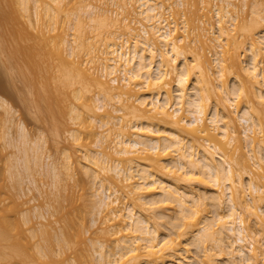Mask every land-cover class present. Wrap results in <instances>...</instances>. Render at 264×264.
Here are the masks:
<instances>
[{
  "label": "bare ground",
  "instance_id": "1",
  "mask_svg": "<svg viewBox=\"0 0 264 264\" xmlns=\"http://www.w3.org/2000/svg\"><path fill=\"white\" fill-rule=\"evenodd\" d=\"M8 1L11 3L15 18L23 20L25 29L28 31L26 32L31 33L29 36L32 39H35L37 22L42 20L40 31L48 36L49 43L52 42L54 37H51L50 33L57 30L55 26L58 22L54 15V5L60 4L62 0H44L43 4L41 1L39 4V0ZM91 1L83 5L79 12L73 14L76 21L83 24V19H86L91 25L99 24V27L95 25L97 31L99 29L97 37L101 35L103 38L102 34L107 33L111 35L110 38L107 35L106 41L102 45L99 44L100 46L88 42L86 44L79 38L81 41L75 40L74 46L72 41L57 35L56 42L52 47L49 46V50L48 48L46 50V55L52 53L58 62L53 77L57 82L55 87L57 93L50 94L51 100L50 97L47 99L51 90H48L44 97L37 98L38 101L47 104L43 103L46 109L48 106L47 111L53 112L54 107L60 104L64 112L66 103L69 105L73 103L69 102V97L72 96L74 101L80 102L73 104L69 111L71 121L75 125L78 124L77 121L86 129H95L99 125L98 127L102 129L112 131H106L108 136L111 135L108 133H115L112 135L114 136L112 140L102 135L103 132L99 134L95 143L101 151L86 158L88 163H91V170L93 169L96 196L99 198L97 205L100 211L104 212L102 224L105 225L103 232L107 239L106 242L97 244L101 264H216L217 257H211L212 253L215 254L214 249L219 251L218 255L228 258V264H264V207L261 206H264V136L261 135L263 136L261 142L256 137L258 131L264 133V31L261 29L257 31L259 24L260 27L263 24L261 22L264 21V17L259 23H257L258 20L251 18V22L258 24L257 28L253 26V23H250L252 26L246 25L242 28L240 34L243 40L240 41L237 35L239 31H236L238 29L234 33L230 27L237 25L238 28L240 23L236 24V22H245L242 14L240 15L243 9L236 2L238 0H221L222 5L217 3L212 5L217 27L212 23L213 31L209 28V30L201 28L202 26L196 28L197 32H195L196 29L194 30L195 39L197 38L202 46H206L205 38L207 41L210 36H206L211 33L214 35L219 32L217 35L219 39L213 37L217 38V48L222 49L221 41L229 40V44L226 43L230 47L225 45L226 58L221 59L219 50H216L217 56L213 61L217 76L222 77L225 74L227 78H230L228 77L230 75H233L235 79L247 78V81L240 83L241 86L238 85L240 87L236 91L226 84L215 85L211 73L213 69L211 59L209 60L205 53L191 47L196 43L195 40H188L187 45L184 44L182 37L176 36L180 35V33L177 34L180 30L175 22L171 23L167 20L165 11H178V8L184 6L183 0H110L113 6L126 10L125 13L130 15L135 13L137 17L140 16L147 21L149 26L132 16L135 19L134 23L140 24V28L137 29L140 32L136 34L132 31L136 29H133L134 25L138 24L131 25L132 28L127 21L132 18L124 17L126 14L121 15L118 10H112L110 14L109 10L101 12L102 9L98 5L102 0H97V5ZM200 1L206 3V6L202 4L205 8L207 4L215 0ZM244 1L246 0H243V3ZM133 2L137 4L136 8L132 7ZM244 4L247 6L246 3ZM190 5L195 6L191 3ZM42 10H44L43 13ZM33 11L37 16L36 24L31 19ZM207 13L209 10L200 16L213 20L210 18L212 14L209 16ZM257 13L256 10L253 12L255 15ZM100 14L105 17L98 22L100 18L99 20L96 18L98 19ZM195 14L197 17L198 10ZM190 18L193 17L190 16ZM202 20L205 21V19ZM189 21L186 24H189ZM190 24L193 23L190 22ZM241 25L243 27V24ZM2 26L4 27L5 23ZM110 26L116 29L114 28L112 32ZM182 27L185 30L187 26L182 25ZM117 28H121V31L126 30V34L131 38L121 34V31L118 33ZM33 29L36 30L32 31ZM187 29L189 32L190 27ZM18 30L21 29L18 28ZM3 34L0 32L1 48L6 33ZM15 36L16 39L20 38L21 43L22 37ZM121 40L122 42H118ZM179 42L183 44L179 45ZM209 43L207 42V45ZM23 45H20V48ZM36 45L41 48V45L37 43ZM37 46H32L30 43L22 47V50L26 51H28L26 48H29V54H27L31 56L36 71L38 70L36 67L41 62L38 60L44 55L39 56L43 50L40 51ZM11 50L14 51L12 48ZM242 51L247 52L245 54L247 60H241ZM82 55L88 56V60H81ZM224 70L230 75L223 74ZM108 77L111 82L107 80ZM73 87L76 88L73 89ZM93 88L98 91L93 108L95 115L93 109L91 110L93 113L91 122L95 123L94 126L97 125L95 128L90 125V122L87 125L85 121H81L82 113L79 109L84 105L81 101L85 97L83 93L89 90L92 92ZM136 89L138 91H135L136 97L133 99L132 92ZM213 97L217 101L214 107H211ZM130 100H133V103ZM243 100H246L248 104L245 107L241 106ZM6 101L0 97L1 108L7 105ZM40 103L37 102L38 105H43ZM109 103L110 105L120 103L124 106V110L127 109L131 115L130 119H133V122H129L132 124L124 123L120 116L109 114L108 110L116 106L111 105V108ZM124 110L116 107L113 112L120 114ZM96 111H103L99 114L100 116L111 115L112 118L96 119L99 116ZM109 125H112V128L109 127L110 130L107 128ZM91 133L95 134L93 130ZM69 134L73 143L78 142L79 137L76 131L73 130ZM242 135L251 147L249 159L253 163L241 151ZM107 139L112 142L110 143ZM237 141L240 153L236 156L235 149L238 147H232ZM107 142L110 146H104ZM109 148H112L111 153ZM70 157L67 155L68 163L65 164V160L63 164V167L69 170L67 173H71L72 168L69 166L71 165ZM53 167L51 168L55 180H62L59 178L61 174L58 172V166L54 164ZM31 168H29L30 172ZM31 174L30 176L33 177ZM0 182L3 184L1 180ZM196 182L204 185L206 188L204 194H197L200 188L195 192L193 189L195 187H190V184ZM3 185L0 186V194L4 193ZM3 201L4 199H0V264H52L42 262L38 258V253L33 252L28 244V238L21 229V223L10 213L9 207L4 205ZM168 211L174 213L171 215ZM201 212L204 214L207 212L206 220L203 218V213L202 217L199 216ZM209 213L214 215L212 219L208 217ZM77 219L80 220V218ZM64 221L67 222L66 218ZM251 221L252 225L256 224V230L253 229L255 226H251ZM66 222H64L66 229L64 231L62 229L64 234L62 232V238L58 239L62 245L59 244V247L64 248L63 251L71 250V248L74 250L77 248L74 244L79 247L83 243L80 238L84 239V230H82L84 228L81 227V222L76 232L73 229L70 230L72 221L70 220L67 224ZM166 228L169 233L166 232ZM163 230L166 235L162 233ZM190 236L193 237V243L195 240L198 242V248L203 252V256L205 255L202 262L199 259L190 258V260L189 257L184 256L187 250L182 248L183 240ZM209 246H212L214 252L209 250ZM84 252L86 253L85 250ZM81 253H79L77 264H90L91 256H88V252L82 255ZM47 255L49 256L46 252Z\"/></svg>",
  "mask_w": 264,
  "mask_h": 264
},
{
  "label": "rangeland",
  "instance_id": "2",
  "mask_svg": "<svg viewBox=\"0 0 264 264\" xmlns=\"http://www.w3.org/2000/svg\"><path fill=\"white\" fill-rule=\"evenodd\" d=\"M2 1H3L5 6L3 5ZM40 1L42 2L44 0H39V4H41ZM90 1L89 0H85V1L84 0H62L60 4L54 5V15H55V17H57L55 19H57L56 21H58V22L55 26V27H57V30L52 31L50 33V36L54 37V39H52V42H50V43H49V41H47L48 36H45L40 31V29L42 28L41 22H43V21L39 20L37 22V20H36L37 16H36V14H34V11L32 12L33 14H32L31 19L34 20L35 24L37 22V25H36L37 30L36 29H35L36 31L34 29L32 30V31H35V33H36V34H34L35 39L34 38L32 39L29 36L31 33L28 34L27 33L28 31L25 29V25H24L23 20H20L17 17L15 18V15L13 13V9L11 7V3L8 0H1V2H0V3H2L0 5L1 6L0 7V11H1L0 16L3 18V20H2V18L0 17V21H1L0 24L2 26L5 23L4 27L0 26V32L4 33V34L6 33L5 35L3 34L5 37V38H3V43H2L3 50L0 47L1 50L3 51V53H2V51L0 50V55L2 54L0 57V97L5 99V101L7 100L6 101L7 105L3 108L0 107V180L2 181V183L4 185L1 184V182H0V184L3 185L4 189H5L4 190L5 194L4 193L0 194V199H4V201H3L4 205L9 207L10 213L16 218V220H19V222L22 225L21 229H23L25 236L28 238V244L32 247L33 252H35L36 254L38 253V258L44 263L77 264L79 253L82 252L84 254H87V252H88V256L89 257L91 256L90 257L91 260L88 257V259L91 261L90 264H101V257H100V254L98 253V250H97V244H99L100 242H106V239H107L106 235L103 232L105 225L102 224V218H103L104 212L102 213V210L100 211V208H98L99 205H97V203L99 202V198L96 196L97 191H96V188L94 185L95 181H94L93 175H92L93 169L91 170V163H88V161L86 159L88 156L95 155L97 151H99V150L101 151V148L97 147L96 143H95V142H97V137L99 136V134H101L103 132L102 135L108 136L106 134V131H108V130H105V128L102 129V128L98 127L99 125L94 126L95 123L91 122V120H92L91 116H93V113L95 111V109H93L94 104H95V97H96L98 91H97V89L94 90V88H93L94 92L93 91L90 92L91 90H89V91H86L85 93H83V94H85V97L81 101L84 102V105H82L79 108L80 112L82 113L81 121H85L87 125H89L88 123L90 122V125H92V127H94V128L97 126V128H95L97 132L95 131V129H92V128L86 129L85 127L84 128L81 127L82 125L80 126L79 121H77L78 124H76V125L71 121L70 114H69L70 108L73 104H76V103L79 104L80 103V102L74 101V98L71 95L70 96L73 99L71 97H69V99H70L69 102L70 103L73 102V103L71 105L66 103L67 107L65 108L66 110L64 109V112L62 111L63 107H61L60 104L59 105L57 104L58 106L57 105H56V107L53 106L54 107L53 112L51 109H50L51 112L48 110L50 112L49 113L47 111L48 106H47V109L45 106L47 104H45L44 102H41L39 100L41 102L40 103L38 101V98H37V97H40V98L44 97V95H46L49 92L48 90H51V93L49 92V95L47 98V99H49V97H50V100H51L52 96H50V94L52 95V94H55V92L57 93V91L55 90L57 82L53 77H54L55 67L57 66L58 62L52 53L46 55L47 48L49 50V46L52 47L54 42H56V40H57L56 36L57 35H59L60 38L62 35V37L67 38V40H70V42L72 41V43H74L75 40L77 42L84 40V43H86V44L88 42V43H93V44H96L97 46H100L103 44V42L106 41V38L108 35L107 33L104 35L102 34V36H104L103 38L101 37V35L99 38L97 37L99 35H96V34H98L99 29L97 31V27H95V25L99 27L100 26L99 24H95V23L93 24L92 23L93 25H91V23L88 22V20H86V19H83L84 20V22L82 21L83 24H80L79 21H76L74 15H73L74 13L79 12L82 9V6L89 3ZM92 1H91V3L97 5V3H98L97 0H92ZM194 1L195 0H183V3H184L183 7H180V8L177 7L178 11H176V10H172L170 12L165 11L166 12L165 17L167 18V20L169 22H171V23L175 22L176 23V26L179 28L178 30H180V31L177 30L178 31L177 34L180 33V35H176V36H178L179 38L182 37L184 40L183 41L184 44H187L188 40H195L196 43L192 44L191 47L195 48V50H197L199 52L201 51V53L202 52L205 53L208 56L209 60L211 59L212 68L214 69V70L213 69L211 70V73L213 75V79L215 80V85L217 83L226 84L227 86L229 85L231 87V89H234L237 91L239 89V87L241 86L240 83L242 84V81H244V82L247 81V78L242 77L243 79H235V77L233 75H230L228 72H225V70L223 71V74L227 73L228 75H230V76H228L230 78H227V75H225V74L223 75L224 77L223 76L219 77L215 73L216 72V68H215L216 65L213 61L215 56H217V55H215L216 50L217 51L219 50L218 52L220 54L221 59L226 58L227 47H230L228 45L229 40H226V42L228 44L225 41H221V45H223L222 49L217 48V46H216L217 40L216 39L219 37V36H217L219 32L214 34V35H212V33H211V34H208L206 36V37L210 36V38L208 37L209 39L207 38V41H206V38L204 37L205 42H206V44H205L206 46L203 45L204 46L203 47L201 42L198 41L197 38L195 39V33H194V30L196 28H198V26H202L201 28H205V29H208V28L211 29V26H212L211 24L214 23L213 26L217 27V25H215L217 23H216V19L214 17L215 12H214L212 5L216 4V3L222 5L223 2L221 0H215L213 2H210V4H207L208 6L204 8V6H206L205 5L206 3L204 4L200 0H196L195 2ZM236 2H238L239 6L242 7V9L244 11V13H243V11H242V13L240 11V15L242 14L245 22H243V21L236 22V24L240 23L241 27L238 26V28H237V25H235L234 27L233 26L230 27V29L234 30L233 31L234 33H236V31H239V33H237V35L239 37V40L242 41L243 38L241 37V34H240L241 31L240 30L242 28H244L246 25L252 26L250 24V23L254 24V21L251 22L252 19L258 20V22L256 21L257 23H259V21L261 22L263 20L261 18L264 17V0H246V1H244V3H246L247 6H244L245 4L243 3V0H238ZM43 3L44 2H42V4ZM134 3L135 2H133L132 7L135 6L134 8H136L137 4L136 3L134 4ZM190 3L195 4V6L190 5ZM196 4H199V5H196ZM202 4H204V6ZM98 6L102 9L101 12H103V11L106 12L109 10V14H110V12L112 10L113 11L118 10L121 12V15H124V14L127 15V16L125 15L124 17L129 16V18H132V16H133V18H135L137 21L139 20L143 24L148 25L147 21L143 20L142 17H140V16L137 17V15L135 13H134L135 15L134 14L130 15L127 12L125 13L126 10L123 11L122 9H118L117 6H113V4L110 0H102L101 4L99 3ZM55 7H56V9H55ZM191 7H192V10H191ZM195 8H197L198 13H199V14H197L198 15L197 17L195 14V13H197V10ZM103 9H105V10H103ZM2 10H4V12ZM195 10H196V12H195ZM208 10H209V13H207V14H209V16L212 14L211 16H213V17L210 16V18H213V20L212 19L209 20L207 17H203V16L201 17L200 16V14L207 12ZM255 10L260 14H258V13H257V15L253 14V12ZM43 11L44 10H42V13H43ZM55 12H56V14H55ZM176 12H178V13H176ZM179 13H181V14H179ZM4 14H6L7 16ZM9 14L11 16H9ZM101 14L103 15V13H101ZM101 14L99 15L98 19L96 18V20H99V18H100V20L98 22L102 21L105 17V16H102ZM193 14H195V15H193ZM190 16L193 17L192 18L193 20L190 18ZM199 16H200V18H199ZM252 16L253 17L255 16V17L253 18ZM10 18H12V20ZM133 18L127 20V21H129L128 24L130 26L131 25L133 26V24L139 23V22L134 23L135 19H133ZM187 18H189V20L191 19L193 22L191 20L189 21ZM21 19H22V17H21ZM202 19H205V21ZM16 20H18V21H16ZM19 20H20V23H19ZM85 20L87 21V23L85 22ZM130 21L131 22L133 21V22L131 23ZM188 21H189V24L187 23L188 24L187 25L186 22H188ZM209 21H211V23ZM190 22L193 24H190ZM96 23H97V21H96ZM200 23L202 25H200ZM246 23H248V24H246ZM261 23H263V24H261V27L259 24L258 28H257L258 24L255 25L256 24L255 23L253 25V26H255V28H257V31H260V29H261V31H264V21H262ZM204 24L206 25V27ZM241 24H243V27ZM84 25H90L91 27L89 26L90 27L89 28L88 26H84ZM139 25L140 24L134 25V28L131 26L133 29L136 28L134 31H132V33L136 34V33L140 32V30L139 31L137 30L140 28ZM171 25L173 26L174 24H171ZM182 25H185V27L187 26L185 28V30L182 29L183 28ZM9 26H11V28ZM121 26H119V27H121ZM22 27H24V29H22ZM75 27L77 29H75ZM189 27H190V29H189L190 33L188 32V29H187ZM18 28L21 30H18ZM114 28L115 27L112 28V26H110V29H112V32L116 29V28L115 29ZM120 29L117 28L118 33L122 32L121 34L126 35V37L129 36L125 32L126 30L125 31L123 30L124 28H122V30L125 33H123V31H121ZM236 29H238V30H236ZM96 31H97V33H96ZM210 31H213V29H211ZM20 32H22V33L20 34ZM195 32H197V29ZM18 33H19V35H18ZM118 33H116V34H118ZM14 34L17 35V38H19L18 36L22 37L21 43H20V38L16 39L15 38L16 36ZM78 34L80 37L78 36ZM12 35H13V37H12ZM110 36L108 35L109 38H110ZM191 36H192V38H191ZM129 37L131 38V36H129ZM213 37H217V38H213ZM79 38H81V40H79ZM240 38H242V39H240ZM210 39H212V40L210 41ZM18 40H19V42H17ZM1 41L2 40H0V43H1ZM209 41H210V43H209ZM33 42L35 44H32ZM118 42H122V40L118 41ZM183 42H181V43L179 42L178 44L182 45ZM207 42L210 45L209 44L207 45ZM22 43L25 44V46H27V44H30V43L32 46H35V47L37 46L36 43L41 45V48L39 46H37V47H39L40 51L43 50L42 51L43 53L41 52L42 54L40 53L39 56L43 55V54L44 55L39 58L40 60H38L41 62L36 67L38 69L37 71L34 69V64H33V61L31 59V56L30 57L28 56L29 48H26V49H28V51H26L25 49L22 50V47L24 46ZM224 43H226V44H224ZM7 45H9V46H7ZM15 45L16 46L18 45V46L15 47ZM20 45H23V46L20 48ZM73 45L75 46V43ZM105 45L107 47V44H105ZM105 45H104V48H106ZM225 45H227V47ZM10 47L12 49H14L15 52L13 50H11ZM28 47H30V46L28 45ZM213 48H214V50H213ZM19 49H21V50H19ZM224 49H225V51H224ZM24 50H25V52H24ZM16 51L18 54L16 53ZM19 54H21V55H19ZM245 54H247V52L243 53V51H242V57H241L242 61L248 59L247 55H245ZM243 55L246 57H244ZM82 56H83V58H81V60L82 59H84L85 61H86V59L88 60V56H86V57L84 55H82ZM99 56H101V54ZM223 56H225V57H223ZM17 58H19V59H17ZM189 60L191 61V58ZM96 61L99 62V60H96ZM98 62H97V64H98ZM191 63H193V62H191ZM97 64H95V66ZM222 65H224V64H222ZM23 73L25 74V76ZM225 76H226V78H225ZM108 79H109V77L107 78V80ZM28 80H30V81L28 82ZM31 81H32V83H31ZM109 82H111L110 79H109ZM238 85H240V86H238ZM75 88L76 87H73V89H75ZM77 88H78V86H77ZM134 88H136V87H134ZM135 91L137 92L138 89L133 90V92H132L134 95L133 99H135L134 97H136ZM53 98H54V96H53ZM213 98L214 99H213V102L211 104V107H214V105L216 104V101H217L215 99V97H213ZM50 100H49V102H50ZM132 101H131V103H133ZM245 101L246 100H243V102L241 103V106L245 107V105H248L247 102H245ZM37 102H38V104L44 103L45 105L44 104L43 105L45 107L43 105H38ZM46 103H47V101H46ZM63 104H65V103H63ZM111 105H116L113 107L123 108V110H124V106H121L120 103H115V104H111ZM111 105L109 103V107ZM241 106H240V108H241ZM7 107H9V108L7 109ZM109 107L107 109H109ZM49 108H51V107H49ZM111 108H112V106H111ZM115 108L109 109L108 110V111H110L109 114L111 113L112 116H120L123 118L124 123L129 124V125L132 124V123H129V122H133L132 121L133 119H130L131 115L127 112L128 111L127 109L122 111L120 114H118V113L115 114V112H113V109H115ZM92 109H93V113L91 111ZM7 110H9V111H7ZM7 112H9L8 115H7ZM91 113H92V115H91ZM96 113L99 115V114H102L103 111L102 112L96 111ZM208 113H209V111H208ZM184 114H185V116L190 118L188 114L187 115H186V113H184ZM94 115H95V113H94ZM112 116L111 115L110 116L109 115H107V116H100L99 115L98 117L96 116L97 117L96 119L109 120L112 118ZM233 116H235V114H233ZM86 119H88L89 121ZM111 126L112 125H109V126H107V128L110 130L109 127H111ZM89 127H91V126H89ZM73 130L76 131V133L79 137V140H78V142L76 141V143L75 142L73 143V140L70 138V134H69ZM92 130L95 134L91 133ZM110 131H108V132H110ZM113 131H114V129H113ZM104 132H105V134H104ZM115 132H116V130H115ZM258 132L259 133H257L258 135L256 137H257L258 141H260L261 139H263L264 133H262L261 131H258ZM96 134H98V135H96ZM108 134H111L108 136V138H110L112 140V138H114V136L112 137V135L113 134L115 135V133H113V134L108 133ZM261 135H263V136H261ZM110 139H107V140L110 141ZM111 142L112 141H110V143ZM107 143L104 146H110V143L109 142H107ZM238 144H239L238 141L235 142L233 144L232 148L238 147ZM241 144H242V150L241 151L249 159L250 158V156H249L250 152L249 151H250L251 147L248 146L247 141L244 139L243 135H242V143ZM111 145H113V144H111ZM108 150H110V153L112 152V148H109ZM235 150H236V156H237L240 153L239 152L240 149L238 147ZM67 155L71 156L70 157L71 159H69V162L71 161L70 162L71 165H69V166H70V168L72 167L71 168V173L73 172L72 175L70 172L67 173L69 170L63 167L65 160H66L65 164L68 163L67 162L68 160L66 159ZM249 160H250V162H252L251 159H249ZM54 164L56 166H58V168H59L58 172H60L61 175L66 170V172L62 176L60 175L59 178H62V180L59 179V181L61 180L60 182L58 180H57L58 181L57 182L55 180V178L53 177V169L52 168H54L53 167ZM28 165H29V167H28ZM32 166H33L34 170H32L33 169V168H31ZM27 167H28V169H27ZM29 168H31L32 174H31ZM66 173H67V175H66ZM30 174L33 177H31ZM193 184H190V187L191 188L195 187V188H193L195 190V192H197L199 188L201 191L204 190L202 193L199 190V192H197V194L201 195V194H204V192H206V188L204 187L203 184H200L197 182L193 183ZM98 190L100 191L99 188H98ZM209 192H210V190H209ZM260 205H258V206H260ZM261 206L264 207L263 205H261ZM77 207H78V209H77ZM122 207L124 208V206H122ZM77 210H79V211H77ZM136 211L139 212L138 210H136ZM209 211L211 213V208ZM78 212L81 214H79ZM169 212H170V214L174 213V212L168 211V213ZM258 212H259V209H258ZM149 213H152V212H149ZM149 213H146V214L149 215ZM202 213L203 212H201L199 214V216L202 217L204 215L203 218L205 219L207 217V212H205L206 215L204 213L202 215ZM210 213L208 214V217H210V219H212L214 215L212 216V215H210ZM76 215H78V216H76ZM64 216H67V217H65L67 222L64 221L65 220ZM77 218H80V220ZM81 218H82L83 222L81 221ZM69 219L72 221V223H71L72 225L70 226V228H71L70 230L73 229L74 232H76V229L78 228V224L80 225L79 222H81V224H82L81 227L83 226V228H84V229H82V230H84L83 231L84 232L83 233L84 239L80 238V240H83V243H82V245H79V247L77 246V244H74V245H76L75 247H77L74 250H73V248L70 247L71 250L68 249L66 251H63L64 248L62 249V247H61L62 245L58 241V239L60 240L62 238L61 234L64 231V229H66V228H64L66 226V225L64 226V222H66V224H67L70 221ZM248 219L250 220V217ZM202 221L204 222V220H202ZM255 225H252V221H251V226L254 227ZM256 227L257 226H255L253 229H255ZM62 229H63V231H62ZM73 231H71V233ZM163 232L165 235H166V232L169 233L167 228H166V232H165V230H163L162 233ZM63 234H64V232H63ZM164 234H163V236H164ZM187 238L184 239L185 242L183 240V243H184L183 246L184 247H182V248L184 250H187V252L184 253L185 254L184 256L189 257V259L190 258L191 259L195 258V260L199 259V261L202 262L204 259L203 257L205 255L203 256V252H201L200 251L201 249L198 248V245H199L198 242L195 240V242L193 243L194 240H193L192 236L187 237ZM258 238L260 239V237H258ZM80 240H78V242ZM189 242H191V243H189ZM227 242H229V240ZM59 244L61 245L60 247H59ZM207 244L211 245V243L210 244L206 243V245ZM209 247H210L209 250L210 249L212 250V246H209ZM49 248H51V250ZM84 250L86 251V253L84 252ZM214 250H215V252L213 250L212 251L215 254L213 255L212 251H211L212 254L211 253L210 254H211V257L212 256L217 257L216 260L218 263H216V264H226V263L228 264V262H227L228 258L225 256H223V257H225L226 259L223 258L221 255H218L219 254L218 250H216V249H214ZM46 252H47V254H49V256L48 255L46 256ZM82 253H81V255H82ZM215 255H217V256H215ZM222 255H224V254H222ZM205 259H207V258H205ZM192 260H194V259H192Z\"/></svg>",
  "mask_w": 264,
  "mask_h": 264
}]
</instances>
